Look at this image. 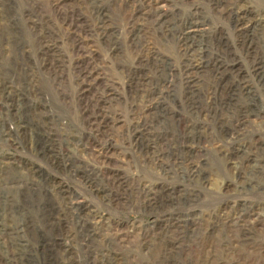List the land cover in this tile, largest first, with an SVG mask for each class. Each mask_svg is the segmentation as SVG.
Segmentation results:
<instances>
[{
    "label": "rangeland",
    "instance_id": "obj_1",
    "mask_svg": "<svg viewBox=\"0 0 264 264\" xmlns=\"http://www.w3.org/2000/svg\"><path fill=\"white\" fill-rule=\"evenodd\" d=\"M216 2L0 0V264H264V0Z\"/></svg>",
    "mask_w": 264,
    "mask_h": 264
},
{
    "label": "bare ground",
    "instance_id": "obj_2",
    "mask_svg": "<svg viewBox=\"0 0 264 264\" xmlns=\"http://www.w3.org/2000/svg\"><path fill=\"white\" fill-rule=\"evenodd\" d=\"M150 2H152V1H150ZM219 2V0H217V2L216 3H218ZM154 3V2H153ZM159 12V11H158ZM237 12V11H236ZM160 13V12H159ZM235 14V13H234ZM161 16V15H160ZM159 17V16H158ZM248 18H249V11L248 10H243V11H240V12H238V14H237V20L238 21H242V22H246L247 20H248ZM237 21V22H238ZM191 22V21H190ZM199 22H196V20H195V22H191L190 24H189V26L188 27H186L182 32H181V34L179 35V42L181 43V46H182V49L185 51V52H189V51H192L194 48H195V43L197 42L198 43V41L196 40V37L197 36H199L198 34H199V31L201 32V30L198 28V24ZM244 28V27H243ZM243 28H238L239 30V33H241L242 31H243ZM256 33H257V29H256V27L254 26V25H250V29L247 31V33L246 34H250V36L252 37V40L250 41L251 43L253 42V41H255V37H256ZM202 35V34H201ZM256 39H257V37H256ZM200 42V41H199ZM258 43V42H257ZM197 45V44H196ZM202 47V46H201ZM201 49V48H200ZM201 51V50H200ZM183 52V51H182ZM193 52V51H192ZM199 52V51H198ZM254 52H257V46H255L254 47V49H252V48H250V49H248L247 50V53L248 54H250V55H252V54H254ZM194 53V52H193ZM182 54H184V52L182 53ZM202 55V54H201ZM249 55V56H250ZM189 57V56H188ZM199 57V56H198ZM204 57H206V56H204ZM253 57H255L254 55H253ZM196 60H198V59H196ZM208 61H209V59H208ZM216 62V61H215ZM207 63H209V62H201L200 60H199V62H195L194 64H192L191 65V67H188V69H189V71H190V69L191 70H194V72H196L197 74L198 73H203V71H206L205 69L206 68H208L209 67V64L207 65ZM221 63V62H220ZM191 64V63H190ZM216 64V63H215ZM220 66H222V65H220ZM225 66V65H224ZM214 67H215V65H214ZM212 68V67H211ZM223 68V67H222ZM214 69V68H213ZM211 70V69H210ZM215 70V69H214ZM252 70H253V74L257 77V79H258V81H262V82H264V61H263V59H260V58H254L253 59V61H252ZM214 73L213 74H217V72L216 71H213ZM221 74V73H220ZM223 75V74H222ZM221 75V76H222ZM216 79V78H215ZM196 80L194 79V77H192V76H188L187 78H186V84H187V88L189 89H191V90H189L190 91V93H193V92H195L196 90H195V88H194V86H193V84H194V82H195ZM221 81V80H220ZM222 82V81H221ZM217 82H215V84H216ZM218 83H220V82H218ZM191 84H192V86H191ZM227 86V85H226ZM219 87V86H218ZM192 88H193V90H192ZM226 88H231V87H226ZM240 88V87H239ZM243 88H244V90H246L247 91V93H246V91L245 92H241V96L243 95L244 97H245V99L247 98V100H251L252 99V88L250 87V86H248V85H244L243 86ZM234 89V90H233ZM224 89H221L220 88V93L222 92H224L223 91ZM235 88H232V89H229V95H228V97L225 99L224 97L222 98V97H220L219 98V96H217V90L215 91V93L213 94V96L210 98L211 100H212V104H213V107H212V112H213V114L216 116V112H217V110L219 109V110H221L222 108H231V109H233V110H238V112H242V109L245 107V105H239V104H237V101H239V98H237L236 97V94H235ZM239 91H241L240 89H239ZM238 91V92H239ZM228 92V91H227ZM226 92H224V94H225ZM226 94H228V93H226ZM217 96V97H216ZM213 98H214V100H213ZM215 99H218L221 103H219V104H216V103H214V102H217V101H215ZM211 100H210V102H211ZM254 100V99H253ZM252 100V101H253ZM209 101V100H208ZM214 101V102H213ZM218 103V102H217ZM242 103H244V102H242ZM251 103V102H250ZM252 103H254V102H252ZM211 105V104H210ZM211 107V106H210ZM252 108V107H251ZM246 112V111H245ZM243 113V112H242ZM242 113H240V114H242ZM246 114V113H245ZM243 115V114H242ZM245 116V115H244ZM248 116V115H247ZM214 118V117H213ZM245 118V117H244ZM237 121V120H236ZM241 121V120H240ZM242 123H243V121H242Z\"/></svg>",
    "mask_w": 264,
    "mask_h": 264
}]
</instances>
